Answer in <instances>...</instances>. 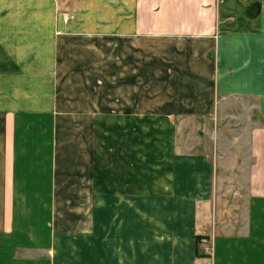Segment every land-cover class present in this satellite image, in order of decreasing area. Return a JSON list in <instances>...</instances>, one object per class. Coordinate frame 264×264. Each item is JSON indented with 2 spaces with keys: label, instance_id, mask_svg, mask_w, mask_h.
I'll return each mask as SVG.
<instances>
[{
  "label": "crops",
  "instance_id": "crops-1",
  "mask_svg": "<svg viewBox=\"0 0 264 264\" xmlns=\"http://www.w3.org/2000/svg\"><path fill=\"white\" fill-rule=\"evenodd\" d=\"M0 264H264V0H0Z\"/></svg>",
  "mask_w": 264,
  "mask_h": 264
},
{
  "label": "rangeland",
  "instance_id": "rangeland-1",
  "mask_svg": "<svg viewBox=\"0 0 264 264\" xmlns=\"http://www.w3.org/2000/svg\"><path fill=\"white\" fill-rule=\"evenodd\" d=\"M154 95H156V94H154ZM152 127V126H151ZM154 127H156V126H154ZM154 127H152V128H154ZM135 128V131H141V127L140 126H135L134 127ZM138 129V130H137ZM179 129H180V131H181V133H183V134H185L186 135V137L184 136L183 138V140H182V148H183V151H188L189 150V148H190V140H189V133H190V131H189V125L188 124H186V125H181V126H179ZM155 143V142H157V140L154 142V141H151V143ZM202 147V146H201ZM202 238V237H201ZM201 238L198 240V245L199 246H201V248H202V250H203V244H202V242H201ZM209 239V238H208ZM210 248H209V250H210V253H211V255H213V253H214V246H213V244H211V242H210ZM204 252V251H203Z\"/></svg>",
  "mask_w": 264,
  "mask_h": 264
},
{
  "label": "built area",
  "instance_id": "built-area-1",
  "mask_svg": "<svg viewBox=\"0 0 264 264\" xmlns=\"http://www.w3.org/2000/svg\"><path fill=\"white\" fill-rule=\"evenodd\" d=\"M201 242H202V244H203V251H204V253L205 254H208V255H211V253H210V250H209V248H210V240L207 238V237H202L201 238Z\"/></svg>",
  "mask_w": 264,
  "mask_h": 264
},
{
  "label": "water",
  "instance_id": "water-1",
  "mask_svg": "<svg viewBox=\"0 0 264 264\" xmlns=\"http://www.w3.org/2000/svg\"><path fill=\"white\" fill-rule=\"evenodd\" d=\"M251 9L253 10V12H260V4H255L254 6L251 7Z\"/></svg>",
  "mask_w": 264,
  "mask_h": 264
},
{
  "label": "trees",
  "instance_id": "trees-1",
  "mask_svg": "<svg viewBox=\"0 0 264 264\" xmlns=\"http://www.w3.org/2000/svg\"><path fill=\"white\" fill-rule=\"evenodd\" d=\"M199 238H201V237H199ZM199 238H198V240H199Z\"/></svg>",
  "mask_w": 264,
  "mask_h": 264
}]
</instances>
